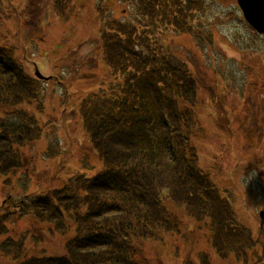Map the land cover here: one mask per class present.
<instances>
[{"label": "rangeland", "instance_id": "rangeland-1", "mask_svg": "<svg viewBox=\"0 0 264 264\" xmlns=\"http://www.w3.org/2000/svg\"><path fill=\"white\" fill-rule=\"evenodd\" d=\"M140 4L0 0V50L26 82L22 102L0 105V134L11 140L0 166V264L66 255L70 233L37 219L33 205L56 191L80 213L88 208L83 193L101 162L85 117L100 113L105 77L125 69L112 71L107 45L146 51L157 66L149 73L173 76L164 94L180 101L183 117L192 102L195 116L181 172L156 193L161 226L134 241L133 264H264V34L236 0ZM131 66L134 97L139 67ZM175 131L171 141L183 144L187 134ZM73 213L62 223L75 225Z\"/></svg>", "mask_w": 264, "mask_h": 264}, {"label": "trees", "instance_id": "trees-1", "mask_svg": "<svg viewBox=\"0 0 264 264\" xmlns=\"http://www.w3.org/2000/svg\"><path fill=\"white\" fill-rule=\"evenodd\" d=\"M138 2L142 5L145 0ZM109 46L107 55L112 71L123 66L125 69L118 78L113 72L112 76L105 77L107 87L101 88L99 95L102 109L98 115L88 113L85 117L88 139L101 162L100 171L89 180L83 193L88 208L80 213L56 191L36 200L33 205L35 217L42 222L54 223L56 230H59L60 224L64 225L65 229L59 233H70L71 237L65 243V256L24 259L20 264H133L134 241L142 238L141 232L147 236L149 230L153 232L161 226L156 193L166 184L169 186L176 173L181 172L178 168L186 159V144L191 125L195 122L190 109L193 103L186 105L188 110L183 117L184 111L179 109L180 101L174 96L167 97L163 92L173 76L167 77L164 70L149 73L148 69H156V62L149 59L147 52L141 48L140 51L133 48L122 53L118 48ZM2 54L0 50V105L12 100L20 103L25 92L23 83L26 82L19 79H22V73L19 71L17 74L11 61ZM131 65L139 67H134V76L138 77L135 78L137 89L134 92L137 94L134 97H131L132 87L126 78L127 68ZM185 84L186 87L192 85L187 79ZM170 85L174 87L172 82ZM119 92H122L120 97L117 95ZM3 93L11 94L1 99ZM136 103L143 114L134 110ZM1 123L0 120V130ZM171 128L176 129L175 132L181 128L183 132L179 136L182 138L187 134L183 144L171 141L174 135L169 133ZM10 141L9 133L0 134V166L1 159L8 157L11 151ZM193 176L197 178L198 175L194 173ZM180 180L177 178V181ZM60 201L68 202L60 205ZM69 211H74L75 218V225L71 227L62 223V218Z\"/></svg>", "mask_w": 264, "mask_h": 264}, {"label": "water", "instance_id": "water-1", "mask_svg": "<svg viewBox=\"0 0 264 264\" xmlns=\"http://www.w3.org/2000/svg\"><path fill=\"white\" fill-rule=\"evenodd\" d=\"M240 8L244 20L255 30L258 34H264V0H236ZM36 76L40 79H47L40 76L36 71ZM263 214L260 212V217Z\"/></svg>", "mask_w": 264, "mask_h": 264}]
</instances>
